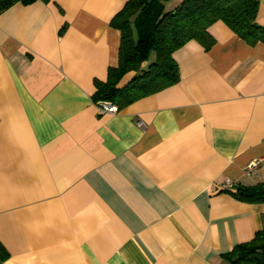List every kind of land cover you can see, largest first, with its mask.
<instances>
[{
  "label": "crops",
  "instance_id": "obj_1",
  "mask_svg": "<svg viewBox=\"0 0 264 264\" xmlns=\"http://www.w3.org/2000/svg\"><path fill=\"white\" fill-rule=\"evenodd\" d=\"M125 1L0 12L6 264H231L223 254L264 229V203L224 191L264 181V167L243 172L264 159V43L217 21L209 49L173 52L176 84L102 114L94 80L118 64L110 21Z\"/></svg>",
  "mask_w": 264,
  "mask_h": 264
},
{
  "label": "trees",
  "instance_id": "obj_2",
  "mask_svg": "<svg viewBox=\"0 0 264 264\" xmlns=\"http://www.w3.org/2000/svg\"><path fill=\"white\" fill-rule=\"evenodd\" d=\"M36 0H0V12L16 2ZM47 1V0H43ZM259 0H181L165 10L161 0H126L113 16L111 26L120 31L118 64L107 69L104 81L94 80V103L110 101L117 109L159 92L179 81V66L173 52L190 40L207 50L214 43L209 27L222 21L249 45L264 43V25L257 22ZM128 72L127 83L119 86ZM224 191L238 200L264 203V181L252 185L237 183ZM9 253L0 242V264ZM231 264H264V229L236 244L223 254Z\"/></svg>",
  "mask_w": 264,
  "mask_h": 264
},
{
  "label": "built area",
  "instance_id": "obj_3",
  "mask_svg": "<svg viewBox=\"0 0 264 264\" xmlns=\"http://www.w3.org/2000/svg\"><path fill=\"white\" fill-rule=\"evenodd\" d=\"M97 107L100 113H115L117 112V107L115 104H113L110 101H98ZM138 124H141V122H138ZM258 167H264V159L259 158V159H253L250 160L244 167L243 172L245 174H250L253 170L257 169Z\"/></svg>",
  "mask_w": 264,
  "mask_h": 264
},
{
  "label": "rangeland",
  "instance_id": "obj_4",
  "mask_svg": "<svg viewBox=\"0 0 264 264\" xmlns=\"http://www.w3.org/2000/svg\"><path fill=\"white\" fill-rule=\"evenodd\" d=\"M181 0H161L165 10L173 9L176 5L180 3Z\"/></svg>",
  "mask_w": 264,
  "mask_h": 264
}]
</instances>
